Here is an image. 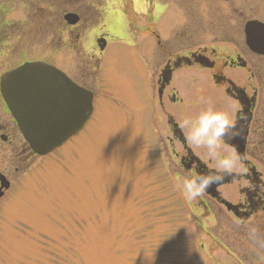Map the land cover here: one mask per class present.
<instances>
[{
    "label": "rangeland",
    "instance_id": "374dc122",
    "mask_svg": "<svg viewBox=\"0 0 264 264\" xmlns=\"http://www.w3.org/2000/svg\"><path fill=\"white\" fill-rule=\"evenodd\" d=\"M85 1L90 6L74 4L66 11L42 4L37 9V2L33 9L17 0L1 1L12 6L0 22V40L9 38L0 43V73L24 62L52 64L93 93V110L64 146L39 155L28 168L10 170L13 184L0 191V264H255L245 261L247 250H253L246 232L215 201L233 204L247 185L232 176L225 180L224 174L215 197L205 191L186 201L177 180L202 166L215 172L216 165L205 150L195 149L187 139L185 144L176 140L166 119V112L175 115L186 138V116L211 103L234 120L238 104L197 66L174 73L167 89L179 102L163 100L161 108L157 100L156 79L167 59L161 46H155L159 39L173 55L205 50L209 55L213 48L219 58L239 46L215 43L209 33L168 45L176 23L167 22L166 14L154 17L159 20L150 27L145 16L130 14L132 22H126L121 3L137 14L146 13L152 3L159 14L162 0ZM75 9L89 21L63 22V13ZM53 11L62 22H53ZM173 14L169 18L175 20L177 12ZM242 24L232 29L234 40ZM104 33L107 38H99ZM177 33L175 37L182 29ZM101 39L105 46L100 50ZM247 51L254 70L258 64L264 68V56ZM224 73L242 88L243 69L228 67ZM8 115L0 102V122ZM13 145L19 147L17 141ZM12 148L0 142V153ZM246 160L264 181V152L254 150Z\"/></svg>",
    "mask_w": 264,
    "mask_h": 264
},
{
    "label": "flooded vegetation",
    "instance_id": "af4514ba",
    "mask_svg": "<svg viewBox=\"0 0 264 264\" xmlns=\"http://www.w3.org/2000/svg\"><path fill=\"white\" fill-rule=\"evenodd\" d=\"M1 1L0 22H3L4 17L11 8L8 6L12 5ZM17 1L22 6H30L33 9L36 7L38 9V5L40 6L41 4L48 6L49 10H54L55 6H59L60 8L65 9V11L68 9L72 10L74 4H76V7L78 5L90 6V3L85 0ZM35 2H37L36 7ZM155 10L156 9L153 7L152 3L146 10L145 18L149 27L153 22L159 20L155 18H158L160 15L162 17V14H166L167 22L176 23L173 25L174 28H171L174 35H179L177 30L179 32V29H182V33L179 37L169 35L166 39L168 45L175 43V39H179V41L182 39L189 41L192 39H198V37H201L204 33H209L211 34V39H213L215 43L218 42L221 44L239 46V48H235L232 55L224 54L223 56H219V58L217 57L216 50L213 48H209V55L207 54V50L202 51V53L199 51H191L186 54L182 53L173 55L172 53H169L167 45L164 46V44L161 43L162 40L159 39L160 41L155 43V46H161L160 54L161 56H167V59L163 63L156 79V84L158 86L157 100L161 108H163V100L170 104H176L179 102V99H177L175 94L167 89L171 82H173L174 73L182 70L181 68L183 67L197 66L208 71L210 81H212L215 86H219L230 100H233L238 104L239 110L235 112L234 129L229 132L226 138L232 140L233 136H235L239 130L246 128V145L244 156L241 160L243 170L241 174H236V176L231 173L225 174L224 177L225 180H227L231 179L230 176H232L236 180L243 181L247 186L241 190V198H238L233 204L230 203L232 211L230 210L228 213L234 221L238 222L235 226L243 228V232H246L249 247L251 249L253 248L252 251L247 250L245 253V261L247 263L253 261L255 264H264V262L261 261V258L264 257V181L262 176L256 172V169L251 162L246 160L247 156L253 155L254 150L264 152V68L262 65L259 67L258 64L256 69L258 72L254 70V65L251 64L248 59L251 55L248 53L247 47L245 46L246 38L244 35V27L249 21H258L264 24V0H162L160 13L157 14ZM75 11V14L78 16V22L89 21L87 15L83 18L79 9H75ZM175 11L177 12V18L175 20L169 18L170 15H174L173 13H175ZM53 13L55 14L53 11L51 15ZM54 14L53 22L63 21H58V13H56L55 16ZM107 15L108 14L106 13L102 15V22L106 21ZM126 22H128V19ZM241 23H243L242 32L238 34L234 40L232 29H238ZM99 38L106 39L107 34L104 33L102 34V37ZM8 39L9 38L0 40V43L1 41H8ZM162 42H164V40ZM241 58L244 59L245 65H243L244 63L240 60ZM228 67L241 68L246 72L242 88L237 87L224 73ZM4 72L6 71H3L2 73ZM63 72L72 81L73 79L75 80V78H72L66 70H63ZM2 73H0V75ZM164 78L167 79V81L164 82ZM163 82L164 85L160 90ZM81 87L85 88L83 86ZM85 89L88 88L86 87ZM0 102L1 104H4L1 95ZM166 114H168L166 115V119L167 124L171 129L170 134L175 138L174 129H177V117L169 112H166ZM9 116L10 114L6 117L8 120L5 118L6 120H4L3 123L0 122V142L6 143L11 146V148L13 146V148L7 153H0V175L3 177L0 178V184H9L8 188L13 184L10 176L11 169L16 172L20 167L26 166V168H28V163L39 158V156L30 149L28 144L25 143L17 125L11 116ZM253 136L254 139L252 140ZM16 141L19 145L18 148L16 147L17 145H15V147L13 145ZM183 162L184 160L182 159L181 163L183 164ZM185 163H187L186 160L184 164ZM252 240H254V243L259 244L256 248L260 249L259 247L261 246L260 250L253 247Z\"/></svg>",
    "mask_w": 264,
    "mask_h": 264
},
{
    "label": "water",
    "instance_id": "95a60500",
    "mask_svg": "<svg viewBox=\"0 0 264 264\" xmlns=\"http://www.w3.org/2000/svg\"><path fill=\"white\" fill-rule=\"evenodd\" d=\"M65 20L68 24L77 22V18L73 15H67ZM245 31L248 47L254 53L264 55V25L251 22L246 26ZM103 46L104 44L100 46V49ZM165 81L167 79L164 78ZM64 82L65 77L61 73L42 63L26 64L2 78L3 94L9 109L17 119L25 139L31 148L39 154H45L59 146L66 138L80 129L91 114V95L68 84L64 85L68 95L66 108L68 114L57 120L47 118L43 122H38L35 119L33 108L29 105V96L48 88L53 90L52 86L54 85L64 87ZM174 135L180 142H185L177 129H174ZM246 135L245 128L239 130L232 140L225 137L227 145L234 147L239 156L244 153ZM200 173H204V171H200ZM0 178L2 177L0 176ZM218 183H213L206 192L215 197L214 188ZM1 186L7 188V184H1ZM224 205L230 210L228 204Z\"/></svg>",
    "mask_w": 264,
    "mask_h": 264
},
{
    "label": "clouds",
    "instance_id": "9594fccd",
    "mask_svg": "<svg viewBox=\"0 0 264 264\" xmlns=\"http://www.w3.org/2000/svg\"><path fill=\"white\" fill-rule=\"evenodd\" d=\"M234 126L229 113L216 109L211 103L199 113L183 119L182 127L186 130L189 144L195 149L205 150L206 156L216 165L215 172L205 174L193 168L177 180L176 186L186 201L201 197L213 183L222 180L224 174L243 170L241 157L234 147L228 150L225 140Z\"/></svg>",
    "mask_w": 264,
    "mask_h": 264
},
{
    "label": "bare ground",
    "instance_id": "6f19581e",
    "mask_svg": "<svg viewBox=\"0 0 264 264\" xmlns=\"http://www.w3.org/2000/svg\"><path fill=\"white\" fill-rule=\"evenodd\" d=\"M9 13V12H8ZM64 146V145H63Z\"/></svg>",
    "mask_w": 264,
    "mask_h": 264
}]
</instances>
